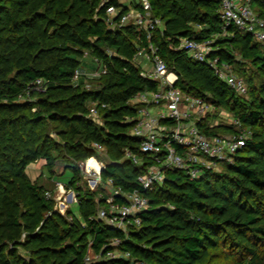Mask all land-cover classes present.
I'll return each mask as SVG.
<instances>
[{
	"label": "trees",
	"instance_id": "trees-1",
	"mask_svg": "<svg viewBox=\"0 0 264 264\" xmlns=\"http://www.w3.org/2000/svg\"><path fill=\"white\" fill-rule=\"evenodd\" d=\"M105 1L0 0V264H264V45L234 26L224 35L219 0H149L152 15L164 21L150 34L133 23L111 26L108 8L119 9L112 19L118 24L129 7ZM251 2L264 19V0ZM130 5L140 9L137 0ZM182 39L211 40V57L237 75L256 71L258 86L248 87L249 98L237 95L209 64L179 48ZM151 45L178 75L183 93L212 103L216 113L228 111L252 134L221 171L192 180L166 169L154 188L140 183L154 163L131 132L141 110L135 97L159 89L137 63ZM86 56L107 72L94 77L91 89L74 80ZM39 79L46 91L19 101ZM211 115L198 122L204 134L234 132L232 125L212 126ZM102 154L103 182L139 191L150 203L141 224L127 233L99 217L107 198L97 194L105 187H79L80 165L90 160L96 166ZM39 161L52 173L60 162L73 172L65 185L78 195V215L61 214L47 195L51 189L29 177ZM114 239L122 243L111 247ZM110 251L121 256L105 259ZM90 253L103 258L87 263Z\"/></svg>",
	"mask_w": 264,
	"mask_h": 264
},
{
	"label": "built area",
	"instance_id": "built-area-1",
	"mask_svg": "<svg viewBox=\"0 0 264 264\" xmlns=\"http://www.w3.org/2000/svg\"><path fill=\"white\" fill-rule=\"evenodd\" d=\"M251 1L219 0L221 3L220 18L224 22V35L229 27L234 26L253 35L256 42L264 45V19L254 12ZM105 2L102 0V5ZM137 4L140 9L130 5L118 24L112 19L120 13L119 9L113 6L109 7L108 23L114 27H124L133 23L140 29H147L149 34L164 27V21L152 15V6L149 0H137ZM179 48L186 50L194 60L209 64L219 78L230 85L237 95L246 96L248 94V86L236 74L234 68L227 62L220 63L218 58L211 57L213 50L211 40L198 42L193 39H182ZM147 58L152 65V71L143 69V75L156 81L159 89L144 91L134 99V103L140 105L141 110L131 134L141 141L140 153L150 155L154 163L149 166L148 173L140 178L142 186L145 189H152L155 185L161 184L165 178L166 169L185 171L192 180H195L206 171L219 172L224 164H232L235 156L251 138L252 134L249 129L233 117L232 124L236 129L233 135L208 136L204 134L199 128L198 122L209 114L216 113L218 109L203 98L186 95L176 86L178 75L168 70L166 62L158 54V48L151 45ZM106 73V69L102 67L96 75L100 76ZM81 76L82 74L77 71L74 80L77 81ZM45 89L46 82L39 79L25 90V93L19 97V101L33 100L34 93H44ZM96 113L97 110L94 108L92 114ZM219 113L226 112L219 110ZM127 154L134 159L135 163L141 164V160L135 154L131 152ZM89 161L80 165L89 187L94 191L101 187H111L112 189L110 197L105 200V207L99 211L100 219L107 221L113 228L122 230L124 233H127L130 226L140 225V215L146 212L150 206L148 199L139 191L124 193L121 189L112 187L111 180L103 182L102 170L104 166L92 168L89 166ZM58 188L62 191V195L65 194L66 190L63 185L58 184ZM47 195L51 197L50 192ZM116 196H120L125 202H116ZM72 201L77 203L76 197H73ZM61 205L66 206L65 203ZM121 243L120 239H114L110 246L117 247ZM116 252H108L105 259H115L118 257ZM127 256L129 257V255ZM102 258L101 254L94 255L93 258L90 255L86 262H98Z\"/></svg>",
	"mask_w": 264,
	"mask_h": 264
},
{
	"label": "rangeland",
	"instance_id": "rangeland-1",
	"mask_svg": "<svg viewBox=\"0 0 264 264\" xmlns=\"http://www.w3.org/2000/svg\"><path fill=\"white\" fill-rule=\"evenodd\" d=\"M121 2L123 5L127 7L130 6V0H121ZM147 57H148V53L146 51H143L142 55H139L137 57V63L140 65L142 70L143 69L151 70L152 68V65L149 63ZM101 68H102L101 65L98 63V61L94 57L86 56L85 58L82 59L81 66L79 69V72L82 74L84 79H78L77 81H75V83L77 84L80 82L82 86L87 89L93 88V86H95L96 84L94 77H98L96 73L97 71H100ZM247 70L248 69L238 71V74H239L238 76L242 77L245 80V82H247L248 87L252 89V85L258 86L257 83L258 81H260V76L258 73H256V71H253V73H247ZM249 71H251V69ZM243 72L247 73V75H243ZM246 98H249V95H247ZM95 117H96V120L100 122L99 117L97 116ZM233 120H234L233 116L228 111H226V113L224 114H220L219 112L213 113L210 116V123L214 127L223 126V125L224 126L232 125L235 129V126L232 124ZM235 131L236 129L234 130V132H228V131L224 132L223 131V132H220V134L224 136L233 135ZM101 158L102 159H97V158L95 159L98 161V163H100V165L104 166L105 160L103 158H105V155L102 154ZM27 173L29 174V177H31L33 180H37L39 184L50 187L51 194L53 198L55 199L56 204L58 205V209L60 210V212L62 211V214L66 213L67 210H72L76 215L79 214V208H78L77 203H74L72 201L73 197H76V199H78V195L75 190L70 189L65 185L73 177V172L70 169L66 168L65 162L58 163L54 170V173L49 172L47 168L37 163L30 165V168L27 170ZM82 174L83 176L81 177L79 187L82 188L84 191H87L89 189L91 191H94L92 188L89 187L88 181L86 180V176L84 175V173ZM53 181L55 183H59L63 185V187L66 190L65 194L62 195V191H60V189L58 188V185H55ZM105 188L106 189H104V191H98V194H97L98 197H101L102 195H105L106 198L110 197L112 193L111 187H108V188L105 187ZM61 197L63 198L60 200ZM64 203L66 206L61 205ZM116 253L118 257L121 256V253L119 252H116ZM90 254H91V257L93 258L94 254L93 253H90ZM217 263L218 264H230L229 262L224 261V260L218 261Z\"/></svg>",
	"mask_w": 264,
	"mask_h": 264
},
{
	"label": "crops",
	"instance_id": "crops-1",
	"mask_svg": "<svg viewBox=\"0 0 264 264\" xmlns=\"http://www.w3.org/2000/svg\"><path fill=\"white\" fill-rule=\"evenodd\" d=\"M131 1H132V0H130V3H131ZM144 70H145V69H144ZM147 71H152V68H151V70H147ZM37 164H40L41 166L45 167V162H44V161H39ZM98 165H99V163H98ZM53 183H54L55 185H58V184H59V183H55L54 181H53ZM43 186H44V185H43ZM45 187L50 189L49 186H45Z\"/></svg>",
	"mask_w": 264,
	"mask_h": 264
},
{
	"label": "bare ground",
	"instance_id": "bare-ground-1",
	"mask_svg": "<svg viewBox=\"0 0 264 264\" xmlns=\"http://www.w3.org/2000/svg\"><path fill=\"white\" fill-rule=\"evenodd\" d=\"M96 160V159H95ZM97 161V160H96ZM89 166L92 167V168H99V165H98V162H97V165L94 166L91 162H89Z\"/></svg>",
	"mask_w": 264,
	"mask_h": 264
}]
</instances>
